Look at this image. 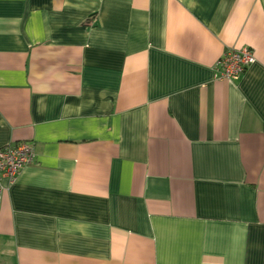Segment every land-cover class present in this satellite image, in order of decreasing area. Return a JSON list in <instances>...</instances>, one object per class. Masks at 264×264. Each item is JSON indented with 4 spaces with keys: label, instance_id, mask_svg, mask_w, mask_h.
I'll use <instances>...</instances> for the list:
<instances>
[{
    "label": "crops",
    "instance_id": "crops-1",
    "mask_svg": "<svg viewBox=\"0 0 264 264\" xmlns=\"http://www.w3.org/2000/svg\"><path fill=\"white\" fill-rule=\"evenodd\" d=\"M19 142L0 264H264V0H0Z\"/></svg>",
    "mask_w": 264,
    "mask_h": 264
},
{
    "label": "built area",
    "instance_id": "built-area-1",
    "mask_svg": "<svg viewBox=\"0 0 264 264\" xmlns=\"http://www.w3.org/2000/svg\"><path fill=\"white\" fill-rule=\"evenodd\" d=\"M255 62L252 50L248 47L228 49L218 60L215 77L220 80H237L246 69ZM34 157L30 143L19 142L0 148V182L6 181L3 187H11L21 170ZM2 187V186H1Z\"/></svg>",
    "mask_w": 264,
    "mask_h": 264
}]
</instances>
